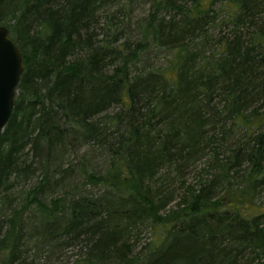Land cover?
<instances>
[{
    "label": "trees",
    "instance_id": "trees-1",
    "mask_svg": "<svg viewBox=\"0 0 264 264\" xmlns=\"http://www.w3.org/2000/svg\"><path fill=\"white\" fill-rule=\"evenodd\" d=\"M0 26V264H264V0H0Z\"/></svg>",
    "mask_w": 264,
    "mask_h": 264
},
{
    "label": "rangeland",
    "instance_id": "rangeland-1",
    "mask_svg": "<svg viewBox=\"0 0 264 264\" xmlns=\"http://www.w3.org/2000/svg\"><path fill=\"white\" fill-rule=\"evenodd\" d=\"M140 1L142 2V0ZM146 8L147 6L136 10L134 14L135 19H133V23H136L138 19L145 16L144 10H146ZM114 12L115 9L104 12L102 19L105 18V20L110 21L112 24H114L115 21L110 20L111 17L117 16L114 14ZM108 39L111 40L110 37H108ZM96 158L99 163L101 157L97 156ZM208 162H209V157L206 156L201 160V163L197 166L196 170L185 173L184 178L180 179L179 177H177L172 182L173 184L170 185L171 189L176 190L173 197V200L175 201L171 202L169 207L173 208L174 205L177 203L178 201L177 199L179 198V195H181L182 193L181 184L185 183L186 186L194 185L199 180L200 176L204 173V170L207 167L205 164ZM172 177H174L173 174ZM87 189L93 195L98 194V190L96 188H87ZM151 237L152 235L150 229L149 228L143 229L142 232L136 236L135 240H132L135 245V249H134L135 253H139L145 247L146 243H148L151 240ZM31 245L32 244H29L30 247H34ZM82 247H83V243H76L68 248L59 249L58 251H56V253L52 255H49V253H46L44 255L37 254L35 250L30 249L29 251H27L26 256L28 258V262L35 260L36 264H73L75 263V261H82V259L84 258V250Z\"/></svg>",
    "mask_w": 264,
    "mask_h": 264
},
{
    "label": "water",
    "instance_id": "water-1",
    "mask_svg": "<svg viewBox=\"0 0 264 264\" xmlns=\"http://www.w3.org/2000/svg\"><path fill=\"white\" fill-rule=\"evenodd\" d=\"M22 72L21 52L9 37L7 28L0 26V137L11 117Z\"/></svg>",
    "mask_w": 264,
    "mask_h": 264
}]
</instances>
